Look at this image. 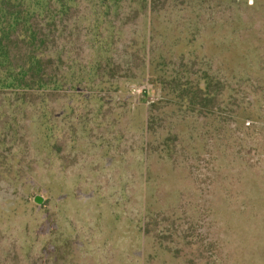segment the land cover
<instances>
[{"label": "rangeland", "instance_id": "374dc122", "mask_svg": "<svg viewBox=\"0 0 264 264\" xmlns=\"http://www.w3.org/2000/svg\"><path fill=\"white\" fill-rule=\"evenodd\" d=\"M140 1L145 3L146 0ZM166 1L165 8L173 4L172 0ZM175 1L185 3L179 4L182 10L186 6L190 9L187 11H192L195 7L201 20L218 22L204 25L199 33L202 48L197 50L194 46L199 54L207 50L216 58L205 60L204 56L202 64L191 66V62L188 71L184 68L177 76L180 82L187 83L194 81L196 76L209 75L207 81L216 87L214 80L219 79L220 74L215 71L222 74L226 66L223 57L230 58L240 51L238 46L244 49L247 42L236 49L220 50V35L228 29L222 21L228 20L229 25L243 22L244 27L237 31L238 34H252L263 26L259 13L249 6L252 0ZM101 3L103 6H97ZM144 3L80 0L77 7L71 9L73 17L57 25L53 47L63 59L79 61L83 71L95 63L101 65L98 80L113 73L110 81L116 87L98 93L82 87L80 91L94 94V98L90 102L72 101L65 115L66 122H61L64 117L61 111L66 104L63 93L47 98V110L52 120L57 121L53 130V141L57 144L55 152L49 149L50 141H46L40 154L34 152L29 143L32 138L25 131L30 127L25 117L17 118V124H12L11 129H0L4 138L0 145V264H137L142 260L141 244L133 247L131 255L127 254L125 259L117 257L116 240L106 239L105 229L94 215L101 206L112 211L115 224L121 230L118 235L121 241L127 239L125 235L132 234L126 231V221L130 219L142 225V238L150 240L148 248L162 242L160 248L165 249V254L159 251L153 259H156L155 264H264V82L261 83L263 88L257 82L258 87L251 86L249 80L238 81V76L233 87L238 92L236 116L241 117L222 116L219 122L203 115L182 117L177 121L185 127L180 138L186 147L178 142L170 160L149 156L143 147L142 135L132 129L131 115L137 107L147 109L152 101L163 99L170 88L146 80L134 83L126 78L138 75L135 68L144 60L139 53L135 62L132 61L131 54L137 46L127 47L133 35L139 37L144 30L149 10ZM257 3L256 6L264 8V0ZM175 8L174 17L180 15V8ZM74 17L86 21L76 26ZM185 27L182 23H172V35L179 30L186 34ZM249 42L251 52L255 53L256 38H250ZM228 43L229 46L231 42ZM104 44L105 48L101 47ZM261 69L258 71L264 75ZM104 72L108 76H103ZM207 83L201 80L199 86L204 88ZM223 97L226 95L220 93L215 102H221ZM5 109L8 114L6 106ZM29 110L26 107L28 115ZM55 114L61 116L56 120ZM253 114L260 115L258 120H251L249 115ZM15 136L18 139L14 140ZM139 163L141 167L146 164L151 167L153 182H157L155 186L147 188L140 177L130 176V171L138 169ZM16 174H24L18 189L11 182L17 180ZM50 174L65 192L76 191L70 194L72 196L68 193L61 207L60 202L55 204L50 195L39 189L47 184ZM23 178L37 189L26 193ZM146 193L158 210L138 221V213H143L139 199L145 200ZM87 194L95 201L90 202V198V203L84 206V198H80ZM36 195H40L42 201L37 203L40 207L36 206L35 211L24 205L15 208L13 201L16 199L28 198L35 204ZM61 210L69 213L62 214Z\"/></svg>", "mask_w": 264, "mask_h": 264}, {"label": "trees", "instance_id": "16d2710c", "mask_svg": "<svg viewBox=\"0 0 264 264\" xmlns=\"http://www.w3.org/2000/svg\"><path fill=\"white\" fill-rule=\"evenodd\" d=\"M78 1L80 0H0V124L2 123L0 129L5 127L6 130L11 129L12 124H17V118H27L30 127L26 128L25 131L32 138L29 143L36 154H40L43 151L46 141H50L49 144H52L49 148L51 152H55L57 148L56 142L53 141V130L57 126V121L52 120L51 113L47 110L46 106L47 98L50 95L58 94V92L63 93L66 104L63 111H61L64 115L61 122L63 120L66 122L65 115H67V110L70 109L72 101L84 99L90 102L94 98V94L86 95L83 90L84 93H82L80 91L82 87L88 89L90 92L95 91L97 93L99 90L110 91L116 87L110 81L111 77L114 78L113 73L109 77L104 72L103 76L107 75L108 77L98 80V69L101 65L95 63L89 66L87 71H83V67L80 66L81 63L79 64V61L73 58L64 60L58 49L56 50L53 47L55 43V29H58L57 25L65 24L70 19L69 17H73L74 14L70 12L72 7H77ZM104 1L107 2L108 0H99V2L103 3ZM137 1L144 3L140 0ZM157 1L146 0L143 4L149 9L147 18L143 23L144 30H141L139 37H137V34L133 35V41L130 40L127 47L137 46L133 50V55L131 54L132 61L135 62V58L139 53H142L144 60L141 64H137L135 68L138 75L133 74L131 77L127 75L128 77L126 76V78L134 83L146 80L151 84H159L162 87L167 86L170 88L163 99L152 101L147 109L137 107V110L131 115L134 121V128L132 129L137 134L142 135V139L145 142L143 147L147 149L149 156L157 155L159 159L165 158V160H170L178 142L179 144L182 143L181 147H186V143L180 138L185 127L182 128L177 120L182 117H200V115H203L205 118L214 117L213 119L219 122L218 120L222 119V116H240L238 114L236 116V111H239L238 98L236 96L238 92L233 87V83L237 81L238 76V81L245 82V80H249L251 86L258 83L263 88L261 83L264 81L261 80L264 79V75H261L258 69H264V46L262 45L264 43V8L256 6L258 0H252L253 3L249 4L251 8H254L259 13V19L261 20V24H263L259 30L254 31L252 34L251 32L238 34L237 31L244 27L245 23L242 24L243 22L239 21L229 25L227 24L228 20L222 21L223 24L228 25V29L226 28V31L220 35L221 38L218 43L220 50L236 49L238 45H242L241 43L247 42L244 49L242 46H238L240 51L230 58L227 56L223 57L226 61V66L222 70V74L217 70L215 71V74L219 73L220 77L214 80L216 87H212L210 85L212 82L209 83L207 81L210 77L209 75L196 76L194 81L188 80L187 83L185 81L183 83L180 82L177 75L180 73V70L187 69L191 62V66L192 64H202L204 56L207 57L205 60L216 58L213 53L207 50L201 52V54L197 50L202 48L201 45H203L199 34L202 27L210 24L216 25L218 22H210L208 19L201 20L200 14L195 11V7L192 8V11H187L190 9H187L184 5V10H182L179 4L185 3L172 0L173 4L167 7V9L165 8L166 0L163 3H159L164 8H158L159 4ZM202 1L205 2V0ZM97 6L103 5L101 3L97 4ZM175 7L180 8V15L178 13L174 17L172 12L177 9ZM72 20L76 26L86 21L82 17H74ZM202 21L204 22L202 23ZM174 22L184 24L186 26V34H183L184 32L179 30L172 35L170 25ZM141 35L143 36L142 38ZM252 37L257 40L254 47L255 53L251 52L252 44L249 42ZM139 38L141 40H138ZM228 42H231L229 46ZM104 43L108 44L106 41ZM194 43L196 44L192 45ZM220 43H222V47ZM105 44L101 47L105 48ZM187 45H191V47H187ZM194 46H196L197 50ZM109 59L110 56H107L106 60ZM108 67L111 66L108 65ZM252 68L255 71L257 70L258 73L254 72ZM218 70L220 69L218 68ZM93 78L94 80L92 81ZM201 80H206V83L208 82L204 88L199 86ZM258 85L256 86L258 87ZM220 93L222 96L226 95L227 98L223 97L221 102H215ZM143 94H146V91ZM5 106L8 109V114ZM26 107L31 109L29 110V115L28 112H25ZM214 107H216L215 110ZM214 111L218 114L216 115ZM46 112L48 114H45ZM241 113H244V110ZM60 116V114H55L54 119L57 120V117ZM69 116L70 114L67 117ZM249 116L254 121L260 117L258 114ZM188 127H191V125ZM16 135L20 138L18 132ZM18 138L15 136L14 140ZM172 142H177V144H172ZM2 143H4V138L0 135V145ZM158 150H160V153ZM156 152L158 153L156 154ZM0 157H2V154ZM139 165L138 169L130 171V176L134 178L140 177L147 188L148 186H155L157 182H153L154 177L153 172L150 170L151 167L149 166L150 168H148L147 164L142 165L143 167H141V163ZM22 176L16 174L17 180L11 181L16 189L21 184L20 178ZM55 180V176L50 174L47 184L43 187L40 186L43 189H39L44 190L45 193L50 195L55 204L60 202L61 205L59 207H61L63 202L67 200V197L70 194L74 195L76 191L72 189L70 193L65 192L63 190L64 187L56 183ZM23 183H25L24 178L22 180ZM24 185L26 193H30L32 189H37L31 183H25ZM94 188L96 187L94 186ZM97 189L99 190L98 187ZM86 193L87 191L84 192V194ZM147 194L145 195V200L142 197L144 201L141 198L139 199V208L143 210V213H138V221L143 220L144 216L148 218L157 213L158 209L156 210L150 202L149 195ZM92 197L87 194L80 199L84 198L82 203L85 206L95 201ZM90 198L92 200L89 202ZM73 199L76 200L78 197H74ZM13 202L15 208L17 205H24L26 207L30 206V209L35 211L34 208L36 206L40 207L39 204L35 202V204H31L28 198L24 199L23 197ZM65 209L69 210L70 208L65 207ZM61 211L62 214L69 213L65 210ZM111 212L108 207L101 206L99 211L95 212L94 215L98 224L105 229L106 239L116 240L115 244L116 242H120L124 246L123 249L116 252L117 257L125 259L127 254L131 255L132 248L138 247L139 244H141V249H143V255L141 256L143 261H137V264H143V262L144 264H155L156 259H153L158 256V252L162 251V254H165V249L163 247L160 248L162 246L161 241L156 247L153 244L154 247L148 248L150 240L147 237L142 238V225H137L138 222L134 224L133 220L131 221L130 219L126 221L128 226L126 227V231L132 234L125 235L127 239L123 238L124 240L121 241L118 238L121 230L117 228Z\"/></svg>", "mask_w": 264, "mask_h": 264}, {"label": "crops", "instance_id": "0c3cea01", "mask_svg": "<svg viewBox=\"0 0 264 264\" xmlns=\"http://www.w3.org/2000/svg\"><path fill=\"white\" fill-rule=\"evenodd\" d=\"M67 236H69L70 237V235H61V237H67ZM114 251L116 252V251H119V250H121V249H123L124 247H122V245H117V244H114Z\"/></svg>", "mask_w": 264, "mask_h": 264}, {"label": "water", "instance_id": "95a60500", "mask_svg": "<svg viewBox=\"0 0 264 264\" xmlns=\"http://www.w3.org/2000/svg\"><path fill=\"white\" fill-rule=\"evenodd\" d=\"M34 201H35L36 203H41V201H42V197H41L40 195H36L35 198H34Z\"/></svg>", "mask_w": 264, "mask_h": 264}]
</instances>
